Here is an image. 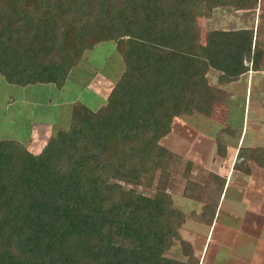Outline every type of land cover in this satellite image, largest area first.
<instances>
[{"label": "trees", "instance_id": "trees-1", "mask_svg": "<svg viewBox=\"0 0 264 264\" xmlns=\"http://www.w3.org/2000/svg\"><path fill=\"white\" fill-rule=\"evenodd\" d=\"M258 2L0 0V75L11 88L62 87L98 42L127 44L107 106L95 112L76 103L69 126L38 153L0 139V264H184L167 256L175 240L187 263L199 264L180 235L186 214L167 191L179 158L161 140L176 116L211 117L225 104L227 90L210 83L211 68L221 71L224 86L247 71L246 58L261 67L264 49L253 45V29H213L202 37L199 24L218 8ZM216 144L224 156V140ZM237 157L235 168L249 174L250 162L264 165V148L242 146ZM155 181L154 196L133 187ZM224 184L216 173L203 186L186 183L185 196L206 202V223Z\"/></svg>", "mask_w": 264, "mask_h": 264}, {"label": "rangeland", "instance_id": "rangeland-1", "mask_svg": "<svg viewBox=\"0 0 264 264\" xmlns=\"http://www.w3.org/2000/svg\"><path fill=\"white\" fill-rule=\"evenodd\" d=\"M222 9L223 8H218L216 10L214 14L216 15L215 18L213 15L209 19L211 20L209 23L208 20L204 23L205 19L203 20L201 17L199 24L202 37L207 32L208 26L213 28L215 26L221 27L223 25H228L229 27L238 23L240 18L238 20H233V16H235L233 10L227 9L226 19V14ZM243 19L241 21H243ZM125 47H127L125 40L118 42H98L95 47L89 50L79 63L72 68L62 87H59L55 83H49L37 84L33 87L36 89L31 87L11 88L10 86L13 85L8 84L0 75V139H16L17 141H21L32 152L38 153L59 128H67L69 126L71 117H67L75 108L76 103L82 102L95 112L99 111L101 107L107 106L112 98V89L118 81L124 67L121 60V50H125ZM245 60L244 64L248 62L247 58ZM217 72V70L212 68L209 75L213 85L217 84V78L215 77ZM241 76L242 75H240L237 80H239ZM245 80L240 79V82ZM260 83L261 81H259L257 87H259ZM220 87L225 89L223 85H220ZM227 88L230 90V94H236L238 103H241L240 112L236 110L234 112H229V114H225V112L222 113L221 109L218 111L221 114H215L214 111V114L209 118L201 114L198 118L194 116H176L169 133L161 140V143L179 158L176 160V172H172L168 179L167 191L171 194L173 200H176V203H178V205L174 203V206L181 211H184L183 208L185 205L184 198H180L181 193L188 180L195 182L192 180L193 176L191 177L190 175L194 161H192L191 157H195L196 154L199 158L203 157L208 159L210 166L207 167L208 170L206 172L204 171L206 175H208V178L211 172H216L214 169V167L216 168V166H214L216 163L215 158L220 155L218 149H216L217 144L214 141L216 137L224 140L226 144V154L224 158L228 155L227 144L236 146L235 144L238 139L239 143L236 147H252L258 150L264 148V133L261 135L260 133H253L258 127L261 128L262 124H264V108L258 97V92L261 91L257 92V90L254 89L253 97L250 98L248 96L246 99L244 94L239 97L238 92H240L242 88L240 89L238 86L233 85H228ZM227 94H229L228 90ZM246 101L247 108L245 111L244 107ZM49 107H51V109H48ZM56 107L60 109L52 116L51 113ZM43 112L44 116H41ZM162 118L169 119V113L164 114ZM223 119L227 121L223 122ZM226 126H229L233 132L218 134L217 131ZM198 129L200 132L205 133V137L203 136L204 134L201 133L200 137L197 139L203 140L193 144L192 142L195 139V133ZM242 132L245 134L244 139L241 135ZM240 136L242 138H240ZM231 152H233L232 149H230V154ZM237 160H239L238 157L236 161ZM189 162L191 163L190 165ZM188 167L190 168L189 175L185 176L184 172ZM217 174L219 176L221 175L219 172H217ZM206 175L203 179L207 178ZM197 179L199 178L197 177ZM125 186L131 187V185L126 183ZM133 187H135L138 192L151 196H154L157 191L156 181L152 187H147L145 185H133ZM197 196H199V193H197ZM185 206L187 208V205ZM190 206L192 208L189 209H193V211L199 210V208H194L192 204ZM181 251L180 241L175 240L174 244L167 252V256L181 260L186 264L188 259L186 256H183Z\"/></svg>", "mask_w": 264, "mask_h": 264}, {"label": "crops", "instance_id": "crops-1", "mask_svg": "<svg viewBox=\"0 0 264 264\" xmlns=\"http://www.w3.org/2000/svg\"><path fill=\"white\" fill-rule=\"evenodd\" d=\"M222 8L223 12L226 14V19L227 9H231L235 14V16H233V20H238L239 18L240 20L238 23L229 27L228 25H223L221 27L215 26L213 28L208 26L207 31L213 29H253V45H259L264 49V0H259L257 7L253 9L236 10L230 6ZM216 10L213 12V15ZM215 16L216 15H214V18ZM211 17L204 18V23H206V20H208L209 23L211 21L209 20ZM242 19L243 21H241ZM245 65H248L249 68L241 74L242 76L240 79L245 80L246 78V80L240 82L239 79L223 86L225 90L229 91V94L227 95L226 103L221 106H217L215 114H221L218 112L221 109L222 113L225 112V114H229V112H234L236 110H239L240 112L241 110V103H238L236 94H230V90L227 88L228 85L238 86L240 89L242 88L241 91L238 92L239 97L244 94L246 99L248 96L250 98L253 97L254 89H256L257 92L261 91L258 92V97L263 106L264 57L259 69H254L249 61L245 63ZM213 69L218 71L215 74L217 84L214 85L220 86L218 80L221 71L214 67ZM211 71L212 68L208 72L209 80ZM259 81H261V83L259 87H257ZM246 108L247 101L244 107L245 111ZM48 109H51V107ZM58 109L60 108H55V110L51 113L52 116L56 114L55 112H57ZM199 115L200 114H194L193 116L198 118ZM41 116H44V112ZM70 117L71 113L67 118ZM222 121L225 122L227 120L223 119ZM201 133L204 134L203 136L205 137L204 132H200L199 129L196 130L195 139L192 142L193 144L203 140L197 139L200 137ZM253 133H260V135L263 134L264 124H262L261 128L258 127V129ZM241 135L244 139V132H242ZM242 137L240 136V138ZM216 139L217 137L214 139L215 142ZM238 141L239 139L236 141V146H238ZM236 146L233 144H227L228 155L224 158V156H220L218 154L219 156L215 158L216 163H213L217 169L214 167L216 172L213 171L211 173L217 174V172H219L221 174L220 176L225 178V184L217 204V211L214 216V220L211 224L204 222L200 218L206 202L191 196H185L184 190L181 193L180 198H184V204L187 205V208L184 205L183 210L186 214V220L180 228V235L192 245L195 254L199 258V264H264V165H259L254 161L250 162L251 173L246 174L243 171L242 173L241 170L235 168L236 162L240 161H236L239 149V147ZM230 149L233 150L231 154ZM191 159L192 161L194 160L190 172L191 177L193 176L192 180L195 181L194 183L203 186L205 185V182H207L206 180H208V175L205 173L208 170L207 167L210 166L208 159L203 157L199 158L196 154L195 157L192 156ZM205 175L207 178L203 179ZM197 177L199 179H197ZM174 203L178 205L176 200ZM191 204L194 208H199V210L193 211V209H189L192 208L190 206Z\"/></svg>", "mask_w": 264, "mask_h": 264}]
</instances>
